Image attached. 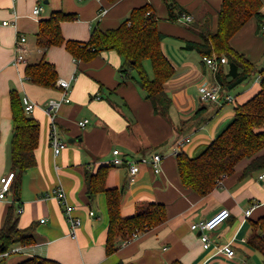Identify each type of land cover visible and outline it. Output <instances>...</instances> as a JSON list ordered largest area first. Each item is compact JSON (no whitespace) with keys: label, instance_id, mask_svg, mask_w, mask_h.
Segmentation results:
<instances>
[{"label":"crops","instance_id":"obj_1","mask_svg":"<svg viewBox=\"0 0 264 264\" xmlns=\"http://www.w3.org/2000/svg\"><path fill=\"white\" fill-rule=\"evenodd\" d=\"M222 3L223 0H0V188L1 179L12 173L13 90L19 92L22 101L27 96L37 105L31 116L41 127L37 165L22 177L20 200L16 201L11 192L0 200V229L10 207L15 205L18 227L34 226L35 243L15 246L23 248L3 258L4 263L19 264L40 257L60 264H264V256L248 244L252 223L264 217V179H260L264 171L243 176L253 158L242 160L235 172L221 183L218 181L206 196L186 189L177 167L178 153L183 151L191 157L202 153L232 122L235 106L253 98L261 88L264 76L256 75L228 93L221 91L219 102H203L200 98L201 86L219 84L217 73L210 70L197 51L187 50L185 45L202 42L206 30L217 32ZM146 5L153 9L158 29L164 35L162 50L175 68L174 76L165 84L172 99L166 115L156 112L146 100L133 72H123L125 61L116 51L102 52L84 62L77 61L65 46L42 49L37 45L41 21L54 13L73 16L61 24L66 41L87 43L95 29L118 28L134 9ZM170 5L175 6V15L183 8L193 22L174 20ZM37 6L42 10L35 16ZM102 11H106L104 15ZM3 21L11 24L2 26ZM21 36L27 38L25 61L16 65L15 47ZM231 45L264 69V30L256 19L232 38ZM41 61L56 68L57 82H71V101L62 103L57 112L59 135L67 145L58 156L50 143L51 125L45 110L51 100L61 101L64 91L57 83L42 87L25 76L27 65ZM224 66L228 72V65ZM227 96L233 101H226ZM83 120H88L85 127L79 124ZM115 150L126 160L122 165L110 164ZM154 154L164 157L161 173L141 165L132 181L129 162ZM262 155L264 150L256 157ZM103 165L111 167L107 187L123 190L124 217L133 216L137 207L149 203L163 204L167 212L164 224L138 234L127 244L119 240L117 251L110 256L106 252L110 221L106 195L90 198L86 184L87 176ZM58 187H63L68 202L75 207L74 216L82 221L76 238L70 235L64 208L54 195ZM222 210H228L230 218L208 233L211 245L205 249L201 232L191 226ZM248 210L251 212L247 216ZM226 246L235 250L234 258L221 251Z\"/></svg>","mask_w":264,"mask_h":264},{"label":"trees","instance_id":"obj_2","mask_svg":"<svg viewBox=\"0 0 264 264\" xmlns=\"http://www.w3.org/2000/svg\"><path fill=\"white\" fill-rule=\"evenodd\" d=\"M107 1L115 3L119 0ZM169 7L174 20L186 13L183 8H179L178 14L175 15V6ZM72 19V15L59 12L41 21L37 45L42 49L65 46L77 61L84 62L93 60L102 52L116 51L125 61L123 72L135 73V82L146 93V100L154 105L155 111L162 115L169 112L172 99L165 91V84L174 76L175 68L162 50L164 35L159 31L156 16L149 5L134 9L130 17L118 28L105 31L95 29L87 43L64 39L61 24ZM251 19H256L260 28H264L262 0H223L217 32L206 30L202 35V42H187L185 45V49L197 51L202 58L227 57L228 72L223 64H220L217 72L218 83L224 92L236 89L256 75L264 76V69L250 62L231 45L232 38ZM146 61L151 63L152 77L146 69ZM25 76L31 83L42 87H54L58 79L56 68L46 61L27 65ZM10 101L13 114L11 163L14 173L10 192L15 200L19 201L22 177L37 165L36 150L39 146L41 127L35 118L26 113L18 91L11 92ZM234 111L232 122L202 153L195 157L183 151L178 153V172L186 189L201 196L210 194L219 180L233 174L236 166L247 158L253 159L243 176L264 171V155L256 157L264 150V77L260 91L247 102L236 105ZM110 169L109 165H103L95 174L86 178L90 198L101 193L106 195L110 219L106 241V252L109 256L117 251L119 240H130L135 234L149 232L167 220L166 207L159 203L142 205L137 207L133 216L124 217L121 210L123 190L107 187ZM252 226L253 233L248 244L264 256V217L254 221ZM34 243V226L20 229L16 206H11L6 222L0 229V254L9 252L17 245L28 247ZM0 264L6 263L1 260ZM19 264L60 263L33 257Z\"/></svg>","mask_w":264,"mask_h":264},{"label":"built area","instance_id":"obj_3","mask_svg":"<svg viewBox=\"0 0 264 264\" xmlns=\"http://www.w3.org/2000/svg\"><path fill=\"white\" fill-rule=\"evenodd\" d=\"M42 10L41 6L35 7L33 14L35 16L39 15ZM106 11H102L101 15H104ZM177 21H184L186 23L193 22V17L187 13H183ZM11 23L9 21H3L1 23L2 26H8ZM264 30V28H263ZM27 41V38L25 36H21L18 41L16 42L15 47V58H14V64L18 65L25 61V43ZM204 63L210 68L211 71L217 73L219 70L220 64H228L227 57H222L219 59L216 56L213 57H204L203 58ZM58 87H60L64 91V98L61 101L58 100H51L48 104V107L46 108V114L50 120L51 130H50V143L52 146V149L54 151V154L56 156L60 155L67 147L66 142L61 139L56 123L57 119V112L60 108L62 103H69L71 101L69 97L70 89H71V82L68 80H60L57 82ZM222 88L220 84L211 85V86H201L199 89L200 92V98L203 102H219L220 96H221ZM226 101L232 102L233 98L231 96L226 97ZM23 105L26 113L28 115H31L37 105L29 99V97L25 96L23 97ZM88 123V120H83L79 124L81 127H85ZM184 143H181V146H183ZM113 158L110 161V164L119 166L122 165L126 160L125 158L120 156L119 150H115L113 152ZM164 157L160 154H154L152 157H142L138 161H131L129 162V175L131 177V180L133 181L135 177L140 173L141 165H149L152 167L154 172L156 174H160L162 170V164H163ZM224 178V177H223ZM222 178V179H223ZM14 179V173H10L6 177H3L1 179V188H0V200L6 198L8 193L10 192L11 183ZM221 180H219V183H221ZM260 179H264V173L260 176ZM55 197L58 199L62 207L64 208L67 220L70 224V235L74 238L77 236V231L82 225V221L80 218L74 216L73 212L75 211V207L70 205L68 202L67 194L63 187H58L54 191ZM20 213L23 212V209L19 210ZM250 210L246 212L247 216L250 215ZM93 212H90V215H93ZM230 218V212L228 210H222L219 213H217L214 217H212L209 220L193 224L191 226V229L194 231H200L201 232V240L204 244V248L208 249L211 245L210 238L208 233L214 232L219 227L224 224L228 219ZM137 235L135 234L132 239L136 238ZM132 239L124 241L125 244L129 243ZM23 247H17L9 252L1 253L0 254V261L8 256L10 253H17L20 252ZM227 257L234 258L236 256L235 250L230 247L226 246L221 250Z\"/></svg>","mask_w":264,"mask_h":264},{"label":"rangeland","instance_id":"obj_4","mask_svg":"<svg viewBox=\"0 0 264 264\" xmlns=\"http://www.w3.org/2000/svg\"><path fill=\"white\" fill-rule=\"evenodd\" d=\"M146 63H147V67H148V69H149L150 76H152V69H151V64H150V62H149V61H147ZM132 75H133V76H135V73H133ZM9 194H11V195H12V193H9Z\"/></svg>","mask_w":264,"mask_h":264}]
</instances>
